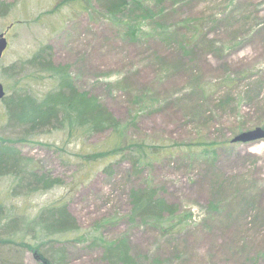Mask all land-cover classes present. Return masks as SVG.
<instances>
[{"label": "rangeland", "instance_id": "1", "mask_svg": "<svg viewBox=\"0 0 264 264\" xmlns=\"http://www.w3.org/2000/svg\"><path fill=\"white\" fill-rule=\"evenodd\" d=\"M0 5L6 13L0 33L9 40L0 82L8 94L25 87L41 95L54 87L48 73L26 64L50 45L53 62L68 65L77 85L124 125L123 140L161 150L138 174L121 156L94 164L76 156L107 149L115 140L110 131L70 136L65 129L18 141L40 171L63 181L20 194L11 176L0 178V202L18 229L44 208L66 204L79 227L54 236L48 248L67 253L55 264H110L92 244L95 236L127 240L133 264H264V140L232 142L237 133L264 127V0L149 4L152 16L135 36L129 14L109 15L93 0ZM6 123L0 102V137H17L21 129ZM138 184L157 185L176 206L171 227L130 217L129 192ZM4 233L0 228L3 242L41 240ZM18 254L22 264H44L37 251Z\"/></svg>", "mask_w": 264, "mask_h": 264}, {"label": "trees", "instance_id": "2", "mask_svg": "<svg viewBox=\"0 0 264 264\" xmlns=\"http://www.w3.org/2000/svg\"><path fill=\"white\" fill-rule=\"evenodd\" d=\"M93 1L109 15L126 16L129 14L130 19L127 21V26L130 33L135 36L141 28V20L152 16L150 13L152 10L148 8L149 4L163 8L167 1L174 2L175 0ZM5 14L0 10V16ZM52 54V47L48 45L38 50L26 61V64L34 67L39 74L48 73L54 79L55 84L51 90L39 95L29 88H15L1 101L5 106L6 125L20 128L21 131L15 138L0 137V178L11 176L15 182L13 193L20 194L48 190L61 184L62 179L53 177L49 172L40 171L33 159L24 156L16 144L18 141L31 142L30 137L35 135L65 129L68 130L70 136L79 133L93 135L110 131L115 140L110 142L107 149L87 153L78 152L76 156L87 160L86 162L90 164H94L97 160L121 156L129 160L133 169L139 174L142 168L149 164L150 157L161 153L160 147L151 145L152 147L148 150L141 142L123 140L124 125L98 96L77 85L68 65H56ZM111 166V162L105 165L104 171L110 172ZM129 198L130 217L142 224L166 229L171 227L175 221L176 206L161 195L160 187L157 185H135L130 189ZM2 223L4 227L1 226ZM18 223L15 217L8 218L5 206L0 202V228L5 230V235L12 237L19 231L23 237L32 235L34 240H37L36 236L41 240L36 242V245L12 238L4 242L0 241V244L8 243L13 246L7 248L0 246V264H22L18 248L37 251L47 264H55L56 261L63 262L67 258L66 250L61 248L59 251H52L48 246L55 242V235L75 231L79 227L77 219L66 204L44 208L21 229H18ZM92 244H98L103 249L104 258L110 264H133L134 262L128 241L123 238L106 240L102 236H95Z\"/></svg>", "mask_w": 264, "mask_h": 264}, {"label": "water", "instance_id": "3", "mask_svg": "<svg viewBox=\"0 0 264 264\" xmlns=\"http://www.w3.org/2000/svg\"><path fill=\"white\" fill-rule=\"evenodd\" d=\"M9 45L8 39L5 32L0 33V60L2 59L4 52L7 50ZM6 88L3 83L0 82V101L6 96ZM257 140H264V128L255 127L253 129L242 131L236 134L232 138V142L249 143ZM47 263V262H46Z\"/></svg>", "mask_w": 264, "mask_h": 264}, {"label": "flooded vegetation", "instance_id": "4", "mask_svg": "<svg viewBox=\"0 0 264 264\" xmlns=\"http://www.w3.org/2000/svg\"><path fill=\"white\" fill-rule=\"evenodd\" d=\"M41 260L43 261L44 264H46V263H45V260H43V259H41Z\"/></svg>", "mask_w": 264, "mask_h": 264}]
</instances>
